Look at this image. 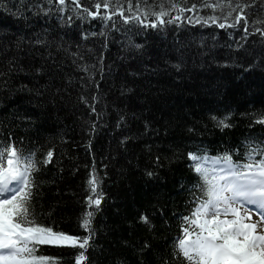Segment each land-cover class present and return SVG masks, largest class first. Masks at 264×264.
Returning a JSON list of instances; mask_svg holds the SVG:
<instances>
[{"label":"trees","instance_id":"obj_1","mask_svg":"<svg viewBox=\"0 0 264 264\" xmlns=\"http://www.w3.org/2000/svg\"><path fill=\"white\" fill-rule=\"evenodd\" d=\"M81 2L91 7L94 0ZM115 2L112 0L113 4ZM154 2L158 4L160 0ZM187 2L189 6L193 3L198 6L182 15L172 10L170 15H181V19L178 24L167 25L163 32L154 29L139 34H136V29L126 33L113 31L107 49H102L103 38L99 36L89 37L85 42L97 54L103 51L105 64L113 66V72L100 81L103 101L96 105L99 120L97 114L79 102L78 85L69 88L70 95L65 94L58 111L49 108V114L41 116L35 126L29 128L14 119L13 113H36L38 110L28 105L25 97L5 100L0 96V141L5 140V134L10 131L15 134L17 144L20 143V136L25 137L23 147L26 150L37 149L39 155L48 148L53 150L52 162L38 176V180L43 182L42 195L35 204L39 223L82 238L88 235L80 227L79 220L88 206L86 197L95 198L97 193L102 196L99 210L92 219V227L96 230L94 241H89L92 247L87 250L79 249L78 244L75 247H38V254L58 257L55 264H76L78 251H85L87 257L80 264H117L118 259L125 260V264H136L133 246L139 247L145 240L161 252L170 253L169 242L181 231L179 217L188 215L191 207L188 202L192 197L188 188L195 182V174L187 167L189 161L186 158L169 165L165 157H171L177 148L180 153H186L206 147L209 154L214 156L226 147H237L239 153L233 158L240 159L244 151L241 146L243 138L249 131H259V125L251 130L247 125L252 114L264 113V42L260 33L255 32L242 39V29L219 28L223 20L203 26L196 24L194 21L199 16H220L221 10L199 7L202 0ZM120 4L125 15L135 14L128 11L126 0H120ZM259 6L260 0H257L255 8L244 9L250 13L247 17L249 32L254 28H264V23H252L254 20H264V12L259 10ZM102 9L92 10L101 14H111L113 11L111 8L106 11ZM224 11H227V6ZM184 17H192L193 22L189 23ZM112 18L119 21L118 26L122 29L132 27L131 24H123L119 13ZM228 20L232 22L231 17ZM43 23L39 21V24ZM49 23L55 26V18ZM0 25L6 26L0 29V39L9 38L3 35L5 32H18L23 28L22 23L18 24L4 15H0ZM101 27L99 17H89V22L76 21L71 29L64 31L79 38L81 31L99 32ZM129 36L138 43H144L148 52L157 58L168 53L174 59V50L178 46L188 55V69L179 79L174 72L150 77L152 94L147 104H141L134 97L127 101L118 99L116 87L125 76V69L137 67L136 61L120 59L127 54L122 50V42ZM237 45L243 47L238 49ZM248 64H254V67L246 70ZM91 91L87 93L89 98ZM114 101L120 108H125L127 104V112L150 109L144 111L143 116L153 121L152 127L159 129V133L152 130L145 133L143 120L133 121L131 118L127 127L117 128ZM229 112L232 114L231 122L236 127L222 133L212 126L209 114L223 117ZM168 120L173 121V126L165 134L164 123ZM10 121L16 126H11ZM92 121H96L97 127L90 133L88 129ZM189 126H195L197 131L187 133ZM137 133L143 134L128 143L127 151L120 147L119 141L123 136ZM89 140L91 147L88 146ZM157 155L165 167L157 170L159 178L149 180L144 170L154 166ZM92 177L98 181L96 192L89 190L88 180ZM182 183L183 188L180 187ZM95 207L92 204L88 210ZM142 214L147 215L155 226L151 231L147 224L140 221Z\"/></svg>","mask_w":264,"mask_h":264},{"label":"snow or ice","instance_id":"obj_2","mask_svg":"<svg viewBox=\"0 0 264 264\" xmlns=\"http://www.w3.org/2000/svg\"><path fill=\"white\" fill-rule=\"evenodd\" d=\"M126 3L128 11L135 12L134 15H125L120 0L114 4L112 0H94L91 7L81 0H0V15L23 24L18 32L3 33L9 36L8 39H0V96L5 100L25 97L26 103L38 110L36 113L15 112L14 119L21 121L25 128L34 127L41 116L49 114V108L58 111L65 94L70 95L69 88L78 85L79 102L97 114L99 120L96 105L103 101L100 81L113 72V66L105 64L103 51L97 54L86 45L89 37H102V49H107L113 31L126 33L136 29V34H139L154 29L163 32L167 25L178 24L185 11L198 6L195 3L189 6L187 0L183 3L180 0H160L158 4L154 0H143V3L135 0L134 9L133 0H126ZM256 4L257 0H202L199 7L220 8L221 15L199 16L194 22L203 26L223 20L219 28L242 29V39L259 32L264 42V28H254L249 32L247 17L250 13L244 11L245 8H255ZM101 7L113 11L101 14L92 10ZM172 10L181 15L172 17ZM259 10L264 12V0H260ZM116 13H119L123 24H131L132 27H119V21L112 18ZM150 16L154 19L149 20ZM89 17H99L102 25L99 32L81 31L79 38H75L64 31L71 29L76 21L89 22ZM229 17L232 18L231 23ZM53 18L55 26L49 23ZM184 18L189 23L193 22L192 17ZM41 20L43 24H39ZM252 23H264V20ZM5 27L0 25V29ZM242 47L237 45L238 49ZM122 50L127 54L120 57L121 61L133 60L137 64L136 68L125 69V76L116 87L118 99L123 101L134 97L141 104H147L152 94L150 77L174 72L179 79L188 69V55L180 46L174 50V59L168 53L157 58L148 52L144 43H138L129 36L122 42ZM253 67L254 64H248L246 70ZM90 90L89 98L87 93ZM113 106L117 112V128L127 127L131 118L133 121L143 120L145 133L149 130L159 133V129L152 127L153 121L143 116L144 111L150 109L127 112V104L120 108L115 101ZM231 116L230 112L223 117L210 113L209 120L223 133L236 127ZM9 124L16 126L11 121ZM255 125H259V131H249L241 141L244 151L240 159L233 158L239 153L237 147H226L214 156L206 147L186 153H180L177 148L171 157H165L169 165L175 160L186 158L189 161L187 167L195 174V182L188 188L192 197L188 202L191 207L188 215L179 217L181 231L169 242L171 252H161L145 240L139 247L133 246L136 264H264V113L252 114L247 127L251 130ZM172 126V120L165 121V134ZM96 127V121H92L89 132H94ZM186 131L195 133L197 129L189 126ZM142 134L123 136L119 141L120 147L127 151L128 143ZM5 135L6 139L0 141V264H55L58 257L37 253L40 245L75 247L78 244L79 249L84 250L92 247L89 241H94L96 235L92 219L99 210L101 194L97 193L95 198L86 197L88 206L79 220L80 227L88 235L82 238L39 223L35 204L42 195L43 182L38 180V176L52 162L53 150L48 148L39 155L37 149L26 150L23 147L24 136L18 138L20 143L17 144L14 133L9 131ZM88 146L91 147V140ZM160 160L159 155L155 156L154 166L144 170L149 180L159 178L157 170L165 167ZM97 183L95 177L88 180L91 192H96ZM180 187L183 188L184 184ZM92 204L96 207L88 210ZM253 212L258 219H253ZM139 219L149 226L150 231L155 227L147 215L142 214ZM86 259L85 251L77 252L76 264ZM117 264H125V260L118 259Z\"/></svg>","mask_w":264,"mask_h":264},{"label":"rangeland","instance_id":"obj_3","mask_svg":"<svg viewBox=\"0 0 264 264\" xmlns=\"http://www.w3.org/2000/svg\"><path fill=\"white\" fill-rule=\"evenodd\" d=\"M253 219H258V217L253 213Z\"/></svg>","mask_w":264,"mask_h":264},{"label":"water","instance_id":"obj_4","mask_svg":"<svg viewBox=\"0 0 264 264\" xmlns=\"http://www.w3.org/2000/svg\"><path fill=\"white\" fill-rule=\"evenodd\" d=\"M106 11V10H105Z\"/></svg>","mask_w":264,"mask_h":264}]
</instances>
